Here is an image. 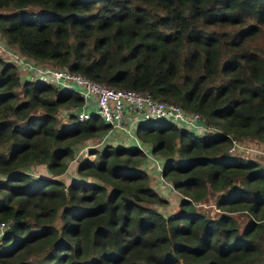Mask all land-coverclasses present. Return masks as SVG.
<instances>
[{
    "label": "trees",
    "instance_id": "1",
    "mask_svg": "<svg viewBox=\"0 0 264 264\" xmlns=\"http://www.w3.org/2000/svg\"><path fill=\"white\" fill-rule=\"evenodd\" d=\"M0 9V37L24 54L147 89L216 127L135 124L179 195L165 215L155 204L168 197L135 143L108 139L77 162L80 176L59 178L109 125L96 113L63 121L82 96L22 79L0 56V264H264V164L228 151L233 138L264 143V0H0ZM34 164L49 175L30 173ZM212 192L221 212L200 206Z\"/></svg>",
    "mask_w": 264,
    "mask_h": 264
},
{
    "label": "built area",
    "instance_id": "2",
    "mask_svg": "<svg viewBox=\"0 0 264 264\" xmlns=\"http://www.w3.org/2000/svg\"><path fill=\"white\" fill-rule=\"evenodd\" d=\"M0 56L6 60L13 61L19 65L20 73L28 75L31 78L39 77L40 79L51 81L60 88H72L76 90L83 98L80 106H71L62 110L67 115L73 113L79 119L89 118L93 113L100 115L108 123L106 131L98 138L86 139L81 142L75 150L73 157L68 161L67 167L76 166L77 162L87 155L95 156V147L103 144L114 135V131L126 130L129 132L127 140H138L147 157L154 158V154L139 140L134 133L132 126L140 121L149 119H165L176 122L177 124L193 130L199 134L208 131H216V127L208 124L200 112L189 110L179 103L168 101L155 97L147 89H136L130 87H118L95 80L80 72H74L65 66L54 65L48 62H39L29 55L19 51L14 45H10L5 39L0 37ZM95 108V112L91 111ZM128 142V141H127ZM249 142L239 139H232L228 151H236L238 147L246 148L247 151L256 148L249 147ZM146 147V148H144ZM157 168L162 170V162H156ZM36 164L29 167V172L33 175H43L35 172ZM66 167V169H67ZM160 178L164 177L159 172ZM46 175H49L46 174ZM202 203V202H200ZM173 212L169 213L172 214ZM8 221L0 220V235L4 232Z\"/></svg>",
    "mask_w": 264,
    "mask_h": 264
},
{
    "label": "rangeland",
    "instance_id": "3",
    "mask_svg": "<svg viewBox=\"0 0 264 264\" xmlns=\"http://www.w3.org/2000/svg\"><path fill=\"white\" fill-rule=\"evenodd\" d=\"M22 78H25V77H22ZM91 111L95 112V108H92ZM59 116L63 120H67V121L69 120V117H68V115L66 113L61 112V113H59ZM119 132H120V130H116V131H114V135L113 136H111V134H110L111 138H115V140H113V141L114 142H119L117 139H120V140L122 139L121 140L122 143H125L127 141L129 142V140L131 139L130 138L129 140H127V136L129 135V132H127L126 130H122V134H119ZM133 132L135 133V131H133ZM120 137H122V138H120ZM247 139L248 140H244V141L251 143V144H248V146L252 147V148H256L258 150L253 149V151H251V150L247 151L246 148L238 147L236 149L237 151H235V152L243 154L245 156L256 158V159L260 160L264 164V143L259 141V140H255V139H250V138H247ZM130 142L136 144V143H138V140H131ZM136 145H138V144H136ZM144 148H146V147H144ZM87 156H88V158H93L94 157L93 154H89ZM146 156H148V155H146ZM154 156H155L154 158L146 157V163L148 164V168H149L148 171H150V173L152 175H156V176L159 175V177H160L159 172L161 171V173H162V170L157 168V166H156L157 163L156 162L157 161L161 162V158L157 154H154ZM147 164H144V165L147 166ZM35 172H39V168H35ZM44 173L46 174V172H44ZM78 176L79 175L76 172V176H74V178H77ZM156 176H154L151 179V184H152V181L155 179V185H157ZM158 186H159L158 191L164 197H168V202L165 203V204H162V205L155 204V206H157V208L161 212H163L165 215L177 210L178 209L177 199H178L179 195H178L176 189L174 188V186L172 185V183L168 179H164V184H158ZM215 194H217V193L216 192H212L210 195H208L202 201V203H200L201 205L200 204H198V205H200L203 208L208 209L210 213L221 212L222 209L220 207H217V205L215 203V198H216Z\"/></svg>",
    "mask_w": 264,
    "mask_h": 264
},
{
    "label": "crops",
    "instance_id": "4",
    "mask_svg": "<svg viewBox=\"0 0 264 264\" xmlns=\"http://www.w3.org/2000/svg\"><path fill=\"white\" fill-rule=\"evenodd\" d=\"M20 76L22 78V77H27L28 75H26V74L23 75V74L20 73ZM63 121H67V120H63ZM134 126L135 125L132 126L133 129H134ZM119 134H121V132H119ZM120 138H122V137H120ZM117 140L119 142H122L121 141L122 139L121 140L117 139ZM125 143H128V142H125ZM35 168H39V173H42V174H45L44 172H46V174L49 173L45 166L37 164ZM76 172H77L76 166L69 167V168L67 167V169H65L62 173L59 174V178L63 179L65 182H69V181H71L74 178V176H76ZM78 175H79V173H78ZM154 176H156V175H154ZM156 181H157V185H155V179L152 181V185H153V187H155L156 190H158L159 189L158 184H164V181L159 177V175L156 176Z\"/></svg>",
    "mask_w": 264,
    "mask_h": 264
},
{
    "label": "clouds",
    "instance_id": "5",
    "mask_svg": "<svg viewBox=\"0 0 264 264\" xmlns=\"http://www.w3.org/2000/svg\"><path fill=\"white\" fill-rule=\"evenodd\" d=\"M68 117L70 118L69 114H68ZM162 174V173H161Z\"/></svg>",
    "mask_w": 264,
    "mask_h": 264
}]
</instances>
